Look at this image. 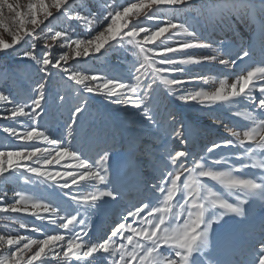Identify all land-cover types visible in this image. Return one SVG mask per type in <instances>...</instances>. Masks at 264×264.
Instances as JSON below:
<instances>
[{"label": "snow or ice", "instance_id": "snow-or-ice-1", "mask_svg": "<svg viewBox=\"0 0 264 264\" xmlns=\"http://www.w3.org/2000/svg\"><path fill=\"white\" fill-rule=\"evenodd\" d=\"M5 10L0 264H264V0ZM200 68L218 69L214 87ZM96 99L132 110L140 131L87 120ZM165 101L205 113L200 131Z\"/></svg>", "mask_w": 264, "mask_h": 264}, {"label": "rangeland", "instance_id": "rangeland-1", "mask_svg": "<svg viewBox=\"0 0 264 264\" xmlns=\"http://www.w3.org/2000/svg\"><path fill=\"white\" fill-rule=\"evenodd\" d=\"M19 2L22 4H26L29 2V0H19ZM121 2H123V0H121ZM0 19H3L4 21L3 17H0ZM5 20H7L6 17ZM7 23L11 25L13 21L8 20ZM0 31H2V29H0ZM240 31H241L242 40L246 41L248 37L244 35V33H247L248 29L246 27H242ZM6 62L7 61L5 60L0 63H6ZM118 63L119 61L117 59L112 58L107 65H104L103 62H98L94 64L93 62L90 61L88 65H86V67L94 68L97 70H103V68L107 67L108 70H112L113 66ZM196 72L198 74L205 76V78L209 80L208 85H205V87L211 88L215 86L213 78L216 77L218 69L200 68L197 69ZM26 81H27V76L23 77V80L21 82V87L25 86ZM57 82H59V84L61 85L63 84V82L59 81V78H57V80L53 81L54 87L57 85ZM3 84L4 81L0 80V86H3ZM165 103L170 104V106L178 113V115L181 116L191 126L194 133H198L200 131V128L202 127L203 122L205 120V115H206L205 113L198 111L194 107H177L175 103L169 101H165ZM101 115L109 117L111 119V122L125 129L139 132L140 129L142 128V125L139 123V118L132 112V110L130 109L121 110L118 109L116 106H109L102 99L93 100L91 102L89 112L86 114V119L90 121L97 120ZM212 138L213 139L216 138L215 134L212 135ZM196 139L199 145V143L202 142L201 138L197 135ZM6 142L7 141L5 140V138L3 136H0V143H6ZM117 151H119V148H117ZM5 187L9 190L16 189L15 183H9ZM9 195H11V191L9 192ZM250 212L252 217L258 221L259 216L261 215V209L259 208V206L254 205L250 209ZM115 219H116L115 212H110L105 216L102 222L100 220H97L98 234H102L104 228L110 227L111 222ZM3 223L4 221H0V225H2Z\"/></svg>", "mask_w": 264, "mask_h": 264}, {"label": "trees", "instance_id": "trees-1", "mask_svg": "<svg viewBox=\"0 0 264 264\" xmlns=\"http://www.w3.org/2000/svg\"><path fill=\"white\" fill-rule=\"evenodd\" d=\"M5 17L7 18V20H5ZM3 18H4V22H5V23H7L8 20H9V21H12V20L10 19L9 14L7 13L6 10H5V13H4Z\"/></svg>", "mask_w": 264, "mask_h": 264}]
</instances>
